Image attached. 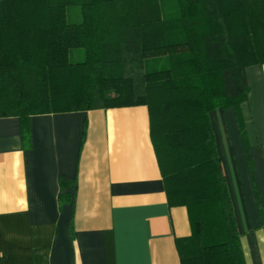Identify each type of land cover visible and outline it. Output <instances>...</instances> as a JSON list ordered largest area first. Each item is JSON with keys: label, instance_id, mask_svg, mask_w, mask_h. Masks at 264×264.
I'll use <instances>...</instances> for the list:
<instances>
[{"label": "trees", "instance_id": "trees-1", "mask_svg": "<svg viewBox=\"0 0 264 264\" xmlns=\"http://www.w3.org/2000/svg\"><path fill=\"white\" fill-rule=\"evenodd\" d=\"M263 63L264 0H0V117L146 105L181 264H245L209 112Z\"/></svg>", "mask_w": 264, "mask_h": 264}, {"label": "crops", "instance_id": "crops-1", "mask_svg": "<svg viewBox=\"0 0 264 264\" xmlns=\"http://www.w3.org/2000/svg\"><path fill=\"white\" fill-rule=\"evenodd\" d=\"M245 76L238 110L209 121L245 264H264V63ZM27 122L24 135L19 117H0V264H181L189 211L167 202L146 105Z\"/></svg>", "mask_w": 264, "mask_h": 264}, {"label": "rangeland", "instance_id": "rangeland-1", "mask_svg": "<svg viewBox=\"0 0 264 264\" xmlns=\"http://www.w3.org/2000/svg\"><path fill=\"white\" fill-rule=\"evenodd\" d=\"M72 18H73V17H72ZM72 18H71V19H72ZM147 66H149V63L147 64Z\"/></svg>", "mask_w": 264, "mask_h": 264}]
</instances>
